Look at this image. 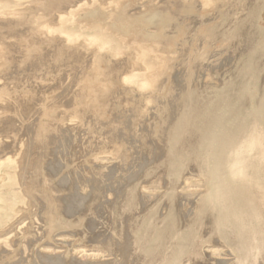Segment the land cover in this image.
Instances as JSON below:
<instances>
[{
  "label": "rangeland",
  "instance_id": "374dc122",
  "mask_svg": "<svg viewBox=\"0 0 264 264\" xmlns=\"http://www.w3.org/2000/svg\"><path fill=\"white\" fill-rule=\"evenodd\" d=\"M0 114V264H264V0H0Z\"/></svg>",
  "mask_w": 264,
  "mask_h": 264
},
{
  "label": "bare ground",
  "instance_id": "6f19581e",
  "mask_svg": "<svg viewBox=\"0 0 264 264\" xmlns=\"http://www.w3.org/2000/svg\"><path fill=\"white\" fill-rule=\"evenodd\" d=\"M78 6H79V5H78ZM78 6H77V7H78ZM62 17H63V16H62ZM62 17H61V18H62ZM58 18H59V17H58ZM10 22H11V21H10ZM11 23H13V22H11ZM25 24H26V23H25ZM61 25H62V24H61ZM114 26H115V25H114ZM71 28H72V27H71ZM71 28H70V30H71ZM98 28H99V27H98ZM31 29H32V28H31ZM75 29H76V28H74V30H75ZM93 29H95V27H94ZM74 30H73V31H74ZM100 30H102V29H100ZM34 33H35V32H34ZM63 34H64V33H63ZM91 35H92V34H91ZM19 36H20V35H19ZM60 36H61V35H60ZM64 36H66V35H64ZM62 37H63V36H62ZM90 37H91V36H90ZM102 37H103V36H102ZM105 37H106V36H105ZM113 37H114V36H113ZM69 38H70V37H68V39H69ZM111 38H112V37H111ZM68 39H66V40H68ZM92 39H93V38H92ZM114 39H116V38L114 37ZM114 39H110V40H114ZM107 41H108V40H107ZM24 42H25V41H24ZM109 42H110V41H109ZM45 43H46V42H45ZM105 43H106V42H105ZM106 44H107V43H106ZM117 44H118V43H117ZM107 45H108V44H107ZM119 45H120V44H119ZM119 45H118V46H119ZM32 46H33V45H32ZM23 47H24V46H23ZM46 48H47V47H46ZM117 48H118V47H117ZM20 50H21V49H20ZM3 63H4V62H3ZM3 63H2V64H3ZM6 63H7V62H6ZM4 64H5V63H4ZM26 76H27V75H26ZM75 93L77 94L76 91H75ZM75 93H74V94H75ZM20 98H21V97H20ZM75 98H76V97H75ZM77 100H78V98H77ZM9 103H10V102H9ZM11 103H12V102H11ZM29 104H30V103H29ZM2 105H3V104H2ZM13 107H14V106H13ZM11 108H12V107H11ZM29 110H30V109H29ZM27 113H28V112H27ZM17 114H18V113H17ZM0 115H2V114H0ZM19 115H20V114H19ZM7 116H8V115H7ZM11 116H12V115H11ZM18 117H19V116H18ZM18 117H17V118H18ZM9 118H10V117H9ZM10 119H13V118H10ZM40 119H41V118H40ZM8 120H9L8 118H7V120L4 119V121H6V123H7ZM2 121H3V120H2ZM4 121H3V122H4ZM9 122H10V121H9ZM12 123H16V122H12ZM7 124H8V123H7ZM44 124H45V123H44ZM2 125H3V128H4V124H2ZM9 125H12V124H9ZM0 126H1V125H0ZM7 126H8V125H7ZM15 126H16V125H15ZM1 127H2V126H1ZM12 127H13V125L11 126V128H12ZM27 127H28V126H27ZM9 128H10V127H9ZM13 128H16V127H13ZM7 129H8V127H7ZM3 130H5V129H3ZM3 130H2V131H3ZM41 131H42V130H41ZM46 131H47V130H46ZM6 132H7V131H6ZM42 132H43V131H42ZM44 132H45V131H44ZM1 133L3 134V133H5V132H1V131H0V134H1ZM46 134H47V133H46ZM44 135H45V134H44ZM32 136H33V135H32ZM2 137H3V136H1L0 138H2ZM6 137H7V136H6ZM3 139H4V138H3ZM3 139H2V140H3ZM43 141H44V140H43ZM7 142H8V141H7ZM7 142H6V143H7ZM11 143H12V142H11ZM23 144H24V143H23ZM31 144H32V143H31ZM16 145H17V144H16ZM5 146H6V145H5ZM10 146H11V145H10ZM18 146H19V144H18ZM0 147H1V146H0ZM6 147H7V146H6ZM21 147H23V145H21ZM29 147H30V146H29ZM18 148H19V147H18ZM26 148H27V147H26ZM26 148H25V149H26ZM0 149H1V148H0ZM12 150H13V149H12ZM17 150H18V149H17ZM17 150H16V151H17ZM20 150H21V149H20ZM20 150H18V151L20 152ZM16 151H15V152H16ZM4 152H5V151H4ZM12 152H13V151H12ZM238 152H239V151H238ZM21 153H22V151H21ZM25 153H26V152H25ZM28 153H29V152H28ZM23 154H24V153H23ZM14 155H15V153H14ZM16 155H17V154H16ZM21 155H22V154H21ZM29 156H30V155H29ZM18 157H19V156H18ZM18 157H17V158H18ZM25 157H26V156H25ZM4 158H5V157H4ZM17 158H16V159H17ZM1 159H2V158H1ZM6 159H8V157H7ZM12 159H14V158H12ZM3 160H4V159H3ZM25 160H26V159H25ZM27 160L29 161V159H27ZM5 161H7V160H5ZM12 161H13V160H12ZM16 161H17V160H16ZM96 161H97V160H96ZM9 163H10V162H9ZM13 163H15V162H13ZM13 163H12V164H13ZM28 163H29V162H28ZM18 165H19V164H17V166H18ZM25 165H26V164H25ZM25 165H24V166H25ZM28 165H29V164H28ZM24 166H22V168H23ZM17 168H18V167H17ZM24 171H25V173H26L27 170L25 169ZM28 173H29V172H28ZM22 174H23V173H22ZM22 174H21V175H22ZM15 175H17V173H15ZM8 177H9V176H8ZM17 177H18V176H17ZM17 177H16V178H17ZM23 177H24V175H22V178H23ZM25 177H26V176H25ZM25 177H24V178H25ZM0 178H1V177H0ZM7 179H8V178H7ZM25 179H26V178H25ZM23 180H24V179H23ZM6 181H7V180H6ZM2 182H3V181H2ZM11 183L13 184V182H11ZM14 183H15V181H14ZM23 183H24V182H23ZM24 184H25V183H24ZM13 185H14V184H13ZM15 185H16V183H15ZM20 190H21V189H20ZM23 190H24V189H23ZM21 192H22V190H21ZM14 195H15V194H14ZM18 195H19V193H18ZM18 195H15V197L18 196ZM19 196H20V195H19ZM32 198H34V197H32ZM21 199H22V198H21ZM10 200H11V198H10ZM13 200H14V198H13ZM10 202H11V201H10ZM15 202H17V201H15ZM15 202H14V204H15ZM9 205H10V204H9ZM9 205H8V206H9ZM10 206H11V205H10ZM12 207H13V205L11 206V208H12ZM4 208H5V207H4ZM14 209H16V208L14 207L12 210H14ZM6 210H7V209H6ZM9 210H11L10 207H9ZM14 211H16V210H14ZM4 212H5V211H4ZM8 212H9V211H8ZM8 212H7V213H8ZM1 213H2V212H1ZM9 213H10V212H9ZM13 213H14V212H13ZM5 215H6V214H5ZM8 215H9V214H8ZM1 216H2V215H1ZM11 216H12V215H11ZM15 218H16V217H15ZM2 219H3V218H2ZM11 219H13V218H11ZM0 220H1V219H0ZM13 221H14V220H13ZM19 221H20V220H19ZM19 221L17 220V222H19ZM21 221H22V220H21ZM21 221H20V222H21ZM20 222H19V223H20ZM19 223H17V224L19 225ZM21 223H22V222H21ZM15 224H16V223H15ZM0 225H1V224H0ZM10 226H11V225H10ZM19 226H20V225H19ZM19 226H18V227H19ZM16 227H17V226H16ZM14 228H15V227H14ZM20 228H22V226H21ZM20 228H19V229H20ZM10 229H11V227H10ZM7 231H8V230H7ZM12 232H13V230H12ZM8 233H10V230H9ZM5 234H6V233H5ZM2 250H3V249H2ZM52 260H54V259H52Z\"/></svg>",
  "mask_w": 264,
  "mask_h": 264
}]
</instances>
